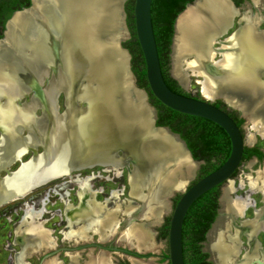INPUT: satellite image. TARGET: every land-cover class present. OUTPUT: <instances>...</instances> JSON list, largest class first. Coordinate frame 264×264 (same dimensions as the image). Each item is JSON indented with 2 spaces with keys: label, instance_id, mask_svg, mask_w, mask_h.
Listing matches in <instances>:
<instances>
[{
  "label": "bare ground",
  "instance_id": "bare-ground-1",
  "mask_svg": "<svg viewBox=\"0 0 264 264\" xmlns=\"http://www.w3.org/2000/svg\"><path fill=\"white\" fill-rule=\"evenodd\" d=\"M119 2L120 0H35L33 14L40 8L48 20L52 35L59 41L55 46L58 54L54 56L46 51L45 42L37 41L33 45L31 40L18 35L9 36L0 46V168L13 162L21 151L40 143L44 153L35 159L33 167L25 170L24 183L29 178L36 179L45 167L47 172L58 173L48 182L3 206L25 199L34 190L61 179L60 173L65 166L74 165L80 170L97 166L120 170L123 158L128 156L135 160L127 177L129 194L148 200L142 216L155 222L158 218L160 221V215L167 206L166 198L191 175L194 165L188 161L182 148L162 131L150 130L148 112L141 104V96L138 93L135 95L134 104L123 100L121 93L129 84L124 72L125 56L115 48L116 37L123 35ZM234 16L236 10L226 0H197L176 27L173 74L182 83L184 77L186 79V70L200 76L202 80L198 83L204 97H222L231 104L236 103L252 122L255 132L264 137V82L258 80L259 72L264 70V31L255 29L256 19L243 15L239 19L242 25L238 31L226 39L221 57L218 60L213 58L215 51L212 49V42L231 25ZM35 19V15H19L14 19V25H10V31L25 28L28 21L34 26ZM13 34L15 35L14 32ZM37 51V57H34ZM185 52L191 54L192 59L185 64L186 70H183ZM83 54L86 59L80 61ZM29 55L36 58L35 68L31 66L33 59H29ZM210 64L215 68L211 69ZM24 66H29L38 80L42 79L46 66L53 67L57 73L38 100L33 98L19 105L17 99L23 97L31 87L24 73ZM85 72L89 83L87 86H78L76 80L85 75L82 74ZM93 81L98 82L97 86L92 85ZM58 91L64 94L65 112L54 117L51 108L54 93ZM82 96L89 102V106L84 109L76 100ZM39 102L46 104L50 116H33L32 111ZM23 129L27 131L25 136H21ZM145 139L147 143H143ZM116 148L123 151L121 159L112 153ZM119 170L115 173L116 176L120 175ZM92 179V176L71 178L78 187L81 200L78 207L67 214L78 211L75 218H70L69 224H78L80 227L65 235L84 240V233L93 229L99 239L105 241L114 235L118 223L115 216L118 208L107 210L102 204L95 202L96 192L90 189ZM17 183L13 185L18 187ZM247 183L249 190L261 193L264 204V170L258 178L247 179ZM5 185L0 184V194L7 191ZM231 190V187L224 188L221 198L223 211L227 212L230 220L234 215L244 214L248 208L253 207L249 194L233 200L228 196ZM143 191L147 194H143ZM117 194L112 191L111 196H118ZM65 205L71 208L68 203ZM125 208L126 212L132 209L131 206ZM42 214V210L25 208L22 219L25 228L18 233H23L29 240H24L22 253L43 252L53 246L50 235L41 227L42 222H37ZM263 220L264 205L255 209L254 219L242 223L241 226L245 229L241 231L233 227V234L228 235L232 223L230 226L225 223L222 230V222L218 220L208 235L210 244L207 249L214 264H249L258 259L256 249L259 248L256 246L255 236L264 230ZM241 234L246 235L249 241V251L241 261H231L230 257L236 251ZM226 235L230 240L229 244H225ZM119 236L118 242L140 251L156 249L152 234L141 225L129 226ZM20 255L17 259H21ZM75 259L73 257L72 260ZM44 264L60 263L53 258ZM86 264L108 262L104 255L99 254L90 258ZM132 264L142 263L132 260Z\"/></svg>",
  "mask_w": 264,
  "mask_h": 264
},
{
  "label": "water",
  "instance_id": "water-1",
  "mask_svg": "<svg viewBox=\"0 0 264 264\" xmlns=\"http://www.w3.org/2000/svg\"><path fill=\"white\" fill-rule=\"evenodd\" d=\"M196 1L197 0H193L192 3L186 5L184 10L177 15L174 26H173L174 30H173V36H172L171 45H170V55H169V62H170V68H171L169 71V74L171 78L174 79L182 89H184L187 79H185L184 77V81L182 83L173 74L174 44H175V39L177 35L176 27L178 25L179 20L184 16L187 10L195 4ZM226 1L230 4V6L234 10H237V8L235 7V5L233 4L231 0H226ZM34 2L35 0H30L31 4L28 8L15 11L12 14V16L9 19H7L5 23V28L3 31V36L0 39V46L3 45V42H5V40L9 36L15 37L18 35L20 36V38L31 40L33 45L37 44V41L45 42L46 44L44 43V46L47 49L46 51L50 52L51 55L55 56L58 54V48L55 49V46L57 45L59 41L52 35L48 20L43 15V13L39 10L40 8H37L35 10V14H33ZM151 2L152 0H134V6H133L134 32H135L137 43L139 45V48L143 56L144 65H145V76H146V81L148 84L149 91L152 93L153 97L159 103L169 108L170 110L183 114V115L205 119L217 125L218 127H220L228 136L229 141H230V146H231V151L226 161L219 168L205 175L199 180L197 181L195 180L193 184L187 187L181 193L180 198L178 199L177 203L172 209L170 220H169V225H168V236H167V247H166L168 249V254H167L166 260L169 262V264H184L183 248H182V226H183L184 218L186 216L187 211L190 210L189 208L191 207V205L202 195H204L205 193H207L208 191L212 190L215 187L222 186L224 183H226L227 181L231 179L234 172L238 170L239 166L241 165L244 148L250 147V146H248L244 142V136L242 135L243 134L242 130L237 126L233 118L229 116L227 112L216 107L215 105H213L212 103L208 101L185 96L182 94H177L171 91L167 87L166 83L164 82L162 73H161V67H160V62H159V57H158L159 55L157 52V47H156V42H155V37H154V32H153V27H152ZM124 3H125V0H120L119 6H118L119 16H121L122 18L121 29L123 31V35L121 37H116L115 39L116 50L122 53L123 57L125 56L124 72H125V76L128 81V84H129V87L127 89L124 88L121 93L123 95V100L128 101L129 103L133 102L134 104L136 103L134 100L135 95L138 93L141 96V104L145 107V109L148 112L150 130L156 131V132L162 131L168 137L172 138L182 148V151L184 152L188 161L194 165V169L191 172V175L187 178L188 180L194 176L195 170H197L199 165L202 164V161L198 162L192 158L190 151L187 149L185 143L181 140V138L177 134L172 133L170 129L167 127L156 126V119H157L156 110L149 103L148 93L145 90L140 89L137 86L135 76L131 70V64H130L131 55L128 52V50L122 46V43L129 37V31L124 21L125 19ZM19 15H24V16L28 15L30 17L35 15L36 17L35 25L32 26V24H29V21H28L26 22L25 28L23 29L18 28L17 31H13V30L10 31L11 26L14 25V19L18 17ZM232 25L233 24H231L223 33H220L219 35H217L215 40L212 42V49L215 51L214 57L217 54H222L224 52L223 46L226 45V39L231 37L233 34H235L238 31L239 27L236 30H234L230 36L221 40L220 38L222 37V35L224 36L225 34H227L228 30L232 27ZM13 32L15 33V35L13 34ZM55 42L56 44H54ZM215 43L221 44V46L214 48L213 46ZM37 54H38V51L35 53L34 57H37ZM84 56L85 55L83 54L80 61L86 59ZM30 58H32V55H29V59ZM191 59H192V55L191 54L189 55L188 52H185L183 55V65L188 63ZM32 61L33 63L31 64V66L32 68H35L37 66L36 58H34ZM209 67L211 69L215 68L213 64H210ZM85 70H87V67H85ZM111 70L115 72L114 69H111ZM95 72L96 71H94V74L96 75ZM24 73H26L28 77L29 86L31 87H30V90L27 91V93L24 94L23 97L17 99V104L19 105L27 102L28 100H32L33 98H36L38 100V98L41 96V93L45 91V88L47 87V85L55 78L57 71L54 70V68L51 66H46L41 80H38L36 76H34L33 71L30 69L29 66L27 67L24 66ZM82 74H85V75H81L80 77H78V79L76 80L77 81L76 83L78 84V86H87L89 83L88 82L89 80L87 78V72L82 73ZM92 74H90L89 76H92ZM263 74H264V70H261L258 74V80L260 82H264V79L261 78ZM91 83L93 86L95 85L97 86L98 82L93 81ZM61 95L63 96V99H64V94L62 91H58L54 93V96H53V102H52L51 109H52V116L54 117L55 116L59 117L65 112V100H64V111L62 113H59L58 98ZM216 98L225 100L222 97H216ZM76 100L82 109L87 108L89 106V102L85 98H83V96L82 98L77 97ZM225 102L231 107H233L234 109L242 111L239 105H237L236 103L231 104L227 102L226 100ZM38 111L40 112L39 114H37ZM32 114L35 118H41L42 116H44V114L50 116V114L47 113V107L44 102L36 106L35 109L32 111ZM242 118L245 120L244 122H250L243 112H242ZM26 134H27V131L23 129V131L21 132V136H25ZM1 137H2V131L0 128V141H1ZM143 143H147V140L145 139ZM39 144L40 143H36L34 147H28L26 148V150L21 151L18 154V156L14 158L13 162L9 163L8 165H5V167L3 168H0V184L5 183L6 184L5 186L8 188L7 191L0 194V206H3V204L9 201H12L15 198L22 197L24 194L48 182L50 178L58 174V173L45 171L47 170L45 169L46 168L45 167L44 170L40 172V174L38 175L36 179L32 177V178H29V180L27 181L28 183L27 182L26 184L24 183L23 180L26 174L23 175V173L29 167H33V165L35 164V159H37L40 155H43L44 153L43 147ZM112 153L115 157H118L119 159L122 158L123 151L120 148H116L115 150L112 151ZM28 154H30L29 158L26 161H24L23 157ZM254 160L257 161V159L255 158ZM134 161H135L134 159L126 156L122 160L123 162L122 166L128 167V164H131L133 167ZM17 163H18V166L16 167V169L11 170L10 168ZM32 169L34 170L35 168H32ZM80 169L81 168L75 167L74 165L68 166V167L65 166L62 172L60 173L61 174L60 177H68V176L70 177V175L73 172H76ZM130 171H132V169L131 170L129 169V172ZM2 172H4V175H1ZM13 183H17L18 187H15ZM22 183H24L23 187L20 188ZM181 187L182 186H180L179 188ZM222 193H223V189H222ZM221 198H222V194L218 200L219 205L220 204L222 205ZM147 201H148L147 199L142 201V205H141V207L143 208L142 214L143 212H145ZM217 213L218 214L220 213L219 209ZM142 214L139 216V219L146 218L142 216ZM243 215L244 214L234 215L232 217V220H236L238 217H243ZM216 220L217 218L212 223L210 229L206 233V236H205L206 238L209 237L208 235L213 230V227L215 226L217 222ZM244 221H239V225H236V223L233 222L232 226L242 231L243 229H245V227L241 226ZM134 224H135V221L130 220L126 228ZM231 233H232L231 230H229L228 235ZM228 235H226V239L224 238L225 244L230 243ZM239 243L240 241L238 238V242L236 245L237 248L235 249L236 251L230 257L231 261L232 260L236 261L235 259L237 255L239 254L237 250L239 247ZM126 247L128 251L134 257L146 256L144 252L141 253L140 250H138L137 248L133 246L132 247L126 246ZM132 249H134V251ZM208 253L210 254L208 256V261L209 262L211 261L212 264H214V259L212 258L210 251H208ZM249 264H264V263L261 260L256 259L250 262Z\"/></svg>",
  "mask_w": 264,
  "mask_h": 264
},
{
  "label": "rangeland",
  "instance_id": "rangeland-1",
  "mask_svg": "<svg viewBox=\"0 0 264 264\" xmlns=\"http://www.w3.org/2000/svg\"><path fill=\"white\" fill-rule=\"evenodd\" d=\"M127 9V10H126ZM248 7L244 8L243 12H250ZM124 11H125V24L129 31V37L124 42L129 40L130 38V30L128 25V13H129V6L127 7V0H125L124 3ZM255 12V11H254ZM238 17L234 16L232 20V27L228 30L227 34L220 38L225 39L228 36H230L233 31L235 30L236 21ZM123 42V43H124ZM214 47H219L218 43L214 44ZM221 57V54H217L214 57V60H218ZM131 64V61H130ZM170 62H169V71H170ZM182 69L186 70V66L182 65ZM186 73V79L187 82L185 83V87L183 91L187 94H191L193 97H197L200 100L208 101L212 104H215L217 101H221L224 105L225 109H228L229 111L235 112L236 116L242 117V111L236 110L230 105H228L225 100H222L220 98H206L201 92V86L198 83L202 80L200 76L193 75V73L189 70L185 71ZM264 79V74L261 77ZM136 80V79H135ZM60 101H63V96H61ZM61 104V103H60ZM61 106V105H60ZM40 112L38 111L37 114ZM245 121V120H244ZM243 128V136H244V142L250 146V147H256L261 150H264V137H261L258 135L257 132L252 128V122H244L242 125ZM251 136V137H250ZM121 154V153H119ZM29 155H26L23 157V160L26 161L29 158ZM199 162V161H198ZM203 164V162H202ZM200 164L197 170H195V174L192 178L185 181L184 184H182L181 188H178L177 190L172 191L170 196L166 198L167 206L163 210L162 214L160 215V221L157 219L155 222L150 218L145 219H139V216L142 214V201L145 199H140L138 197H133L129 194V185L127 181V177L129 175V169H132V165L128 164V167H122L120 170L119 168H116V170L103 168V167H94L92 169H85L80 170L77 172H73L70 177H62L61 179L55 180L53 182H50L49 184L38 188L31 192L25 199H21L19 201L7 204L0 208V264H7V261L16 259L17 256L20 255L21 259H24L25 256H29L30 253H22V241L29 239L26 237H22L21 239L17 238L19 235H17L16 229H18L22 218L24 216V209L26 207H32L34 211H41L42 210V216L40 220H37L39 223L42 224V228L44 230L50 229L52 232V236L50 231L46 230L50 237L54 238L55 247H58L60 245H64L67 247H73L77 246L76 244H80L81 242H84L85 239H87V232L84 233V240H80L77 237H72L68 234L67 239H64V233H69L71 231H77L80 225L78 224H69L70 217L67 214L68 211L75 209L78 207V204L81 200L80 196L78 195V187L76 184L71 182L72 179L78 178H86L89 176H92L93 179L90 181V189L95 193L94 200L95 202L102 204L105 209L107 210H114L117 209L116 212V220L117 225L115 228V237L116 242L121 237L119 235H123L124 232L127 230L126 226L129 224V221L134 220L135 224L132 226H138L141 225L144 229L148 230L150 234H152V242L155 245L156 249L154 251L148 250V251H140L141 253H153V256H151V260H147L145 262L146 264H167V261L164 259H161L163 256H167L168 249L167 247V240L166 239H158L157 235L155 234L157 229L164 226L167 223V220L171 216L172 209L174 208V205L177 201V198L181 195V193L197 178V171H199ZM18 164L13 165L10 169L14 170ZM119 170L120 175L116 176L115 173ZM264 170V161L258 162L254 159H249L241 163L239 166L236 174L231 177L229 181L224 183L220 190V196L222 194V189L231 187L232 190L229 192L228 196L230 199H233L235 197H244L245 195H248L249 198L253 201V207L248 208L245 212L243 217H238L236 220H230L228 218L227 212L223 211V207L220 204L219 205V211L220 213L217 215V220H221L222 222V230L224 229V224L228 223L230 226V223H236V225H239V221H246L251 220L254 218V212L255 209H260L263 207L262 198L260 192L258 191H251L249 190V185L247 183V179H256L258 178L261 171ZM1 175H4V172L1 173ZM70 178V179H69ZM47 187H51L50 196L47 197L48 200H45V204L43 205V194L44 191H46ZM112 191L117 192L118 196L112 197L111 193ZM39 193H42V196H39ZM46 193V192H45ZM143 194H147L146 191H143ZM33 196V198H32ZM47 196V193H46ZM32 198V199H31ZM108 202V203H107ZM24 203H27L24 205ZM71 206V208H67L65 204ZM126 206H131L132 209L128 212H126ZM73 211V210H72ZM73 215V214H72ZM67 219V221H66ZM42 220V221H41ZM238 220V221H237ZM264 222V220H263ZM66 223L68 225L67 229H65ZM72 223V222H71ZM76 226L72 227V226ZM75 228V229H74ZM56 230V231H55ZM93 230V229H92ZM67 231V232H66ZM94 231V230H93ZM120 231V232H119ZM231 232L233 233V226H231ZM122 233V234H121ZM23 235V234H22ZM93 234L90 233L91 239L90 241H96L97 237L92 236ZM66 236V235H65ZM239 247L238 252L239 254L236 257V261H241L243 259V256L245 253H247L249 250V241L246 237V235H240L239 236ZM255 242L256 246L259 249L257 250V258L262 260L264 262V230L260 231L255 236ZM210 244V240L208 238L205 239L204 243L202 244L203 251L210 255L208 253V249ZM126 245V244H125ZM134 250V249H132ZM41 253H36L30 259H28L30 264H37L38 259L40 258ZM156 254V256H155ZM78 255L80 259L85 260V250L82 251H73V252H66L65 256L62 254L61 259L64 262V264H72L73 257H76ZM161 256V257H159ZM116 258V256H115ZM121 258H124L121 256ZM56 259V258H55ZM57 260V259H56ZM59 262V261H57ZM60 263V262H59ZM210 264L212 262L210 261Z\"/></svg>",
  "mask_w": 264,
  "mask_h": 264
},
{
  "label": "trees",
  "instance_id": "trees-1",
  "mask_svg": "<svg viewBox=\"0 0 264 264\" xmlns=\"http://www.w3.org/2000/svg\"><path fill=\"white\" fill-rule=\"evenodd\" d=\"M192 1L193 0H152L151 2V21L164 82L171 91L189 97L193 96L185 93L169 74V55L175 19L177 15L184 10L186 5L192 3ZM30 4V0H0V39L3 36L7 19H9L15 11L28 8ZM128 6V25L131 36L129 40L122 43V46L127 49L131 55V70L135 76L136 84L140 89L148 93L149 103L156 109V126L167 127L172 133L177 134L186 144L192 158L195 161L203 162L199 171H197V178L195 179L197 181L219 168L226 161L231 151L229 138L220 127L212 122L172 111L153 97L148 88L144 60L134 32V0H127V7ZM215 105L221 107L224 111L226 110L221 101H217ZM229 115L233 118L237 126L241 128L244 120L237 119L235 112H231ZM252 157L263 159L264 154L259 148L245 147L241 163ZM235 172H237V170ZM235 172L233 176L236 174ZM194 182L195 181L191 184ZM219 187L220 186L213 188L198 198L186 213L182 226L184 264H210L207 260L208 254L202 252L201 243L205 241L206 233L218 215ZM180 196L177 198V201ZM169 220L170 218L160 229V239H167Z\"/></svg>",
  "mask_w": 264,
  "mask_h": 264
},
{
  "label": "flooded vegetation",
  "instance_id": "flooded-vegetation-1",
  "mask_svg": "<svg viewBox=\"0 0 264 264\" xmlns=\"http://www.w3.org/2000/svg\"><path fill=\"white\" fill-rule=\"evenodd\" d=\"M231 1L233 2V4L235 5V7L237 8V10H236V16L238 17V19L236 21V26L237 27L235 28V30L242 25V22L239 19H241V17L243 15H247V16H250L251 18H253L254 20L256 19L255 21L257 23L255 22L256 23L255 24V27H256L255 29L257 31H264V0H258L257 3H254L253 0H231ZM246 7L249 8L247 10H249L250 12H248V13L243 12L244 8H246ZM218 45H219V47L221 46V44H218ZM214 48H217V47H214ZM61 96H59V98ZM59 98H58L59 113H62L64 111V99H63V101H60ZM213 105H215V104H213ZM216 107H218V108L221 109V107H219V106H216ZM225 111H227L228 114H230L231 112H233V111H229L228 109H226ZM156 116H157V112H156ZM237 119H243V118L241 116L240 117L238 116ZM242 125H241V128L240 129L242 130V133H243ZM261 152L264 154V150H261ZM254 158L257 159L258 162L264 161V158L263 159H258L257 157H252L251 159H254ZM221 187L222 186L219 187V191L221 190ZM51 191H52L51 190V187H47L46 191L43 192V194H45V196H43V200L42 201L48 200L47 197L50 196V192ZM45 192L47 193V196H46V193ZM39 196H42V193H39ZM32 198H33V196H32ZM218 200H219V198H218ZM25 204H27V203H24L23 206H25ZM77 212L78 211H75V212L69 214L68 216L73 219V218H75L74 216L77 214ZM40 219H41V217L38 220H40ZM66 221H67V219H66ZM18 227L19 228L16 229V231H17L16 234L19 235L17 238L21 239L22 237H25V236L22 235L23 233H18V232H21L22 230L24 231L25 224L21 221V223H20V225ZM67 227H68V225L66 223V226H65V229L66 230H68ZM72 227L77 228L75 225L72 226ZM162 227L158 228L157 231H156V233H155L157 235L158 239H160L159 238L160 237V229ZM46 230L50 231L51 236H52L51 230L50 229H46ZM90 233L93 234L92 236H96L97 237L96 238L97 239L96 241H94V242L93 241H90V239H91ZM115 235L116 234L114 233L113 237L107 238V240L105 239V241H104L102 239L101 240L99 239V236L97 235L96 232H94L93 230H88L87 231V235H86L87 236V239H85L84 242H81L80 244H76L77 246H73V247H67V246H64V245H60L58 247H55L56 244L54 242V238L53 237H50L51 240L53 241V246L49 250H43V252H38V251L31 252V254L29 256H25V259H17V258L16 259H12V260L7 261V264H30L29 261H28V259H30V257H32L33 255H35L36 253H41V254H39L41 256L37 260L38 261L37 264H44V262H46V261H48L50 259H53V258H56L57 261L60 262V264H64V262L61 259L62 254L65 256V253L66 252H73V251L76 252V251H82V250H85V255H84L85 256V260H83V259L81 260L80 257L78 255H76V257H75L76 259H75V261H72V264H86V262H88L90 260V258H95L99 254H102V255L105 256L108 264H132V260H135V261L137 260V261L141 262L142 264H146L145 262H147V260L148 261L151 260V256H153V253L152 252L147 253V254L145 253L146 256H136V257H134L128 251V249L126 247L127 245H125L122 242H118L117 241L118 242L117 243L115 241L116 240ZM63 238L68 240L69 237L65 236V233H64V237ZM80 240L82 241L83 239H80ZM24 242L25 241L23 240L22 243H21L22 244V247H23V245H25ZM203 243H201V244H203ZM202 252H204L203 249H202ZM115 256H116V258H115ZM121 256H123L124 258H121ZM155 256H156V254H155ZM159 257H161V256H159ZM166 257L167 256H163V257H161V259H163V260L165 259L166 260ZM207 260H208V258H207ZM167 264H169L168 261H167Z\"/></svg>",
  "mask_w": 264,
  "mask_h": 264
},
{
  "label": "crops",
  "instance_id": "crops-1",
  "mask_svg": "<svg viewBox=\"0 0 264 264\" xmlns=\"http://www.w3.org/2000/svg\"><path fill=\"white\" fill-rule=\"evenodd\" d=\"M25 259V258H24Z\"/></svg>",
  "mask_w": 264,
  "mask_h": 264
}]
</instances>
